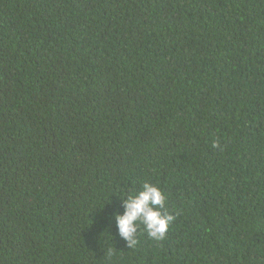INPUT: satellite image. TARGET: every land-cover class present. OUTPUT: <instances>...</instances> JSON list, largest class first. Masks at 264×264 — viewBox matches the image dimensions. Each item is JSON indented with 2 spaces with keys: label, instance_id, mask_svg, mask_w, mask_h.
I'll return each mask as SVG.
<instances>
[{
  "label": "trees",
  "instance_id": "16d2710c",
  "mask_svg": "<svg viewBox=\"0 0 264 264\" xmlns=\"http://www.w3.org/2000/svg\"><path fill=\"white\" fill-rule=\"evenodd\" d=\"M0 264H264V0H0Z\"/></svg>",
  "mask_w": 264,
  "mask_h": 264
},
{
  "label": "clouds",
  "instance_id": "9594fccd",
  "mask_svg": "<svg viewBox=\"0 0 264 264\" xmlns=\"http://www.w3.org/2000/svg\"><path fill=\"white\" fill-rule=\"evenodd\" d=\"M120 200L123 214L117 209L112 219L115 222L116 234L125 241L126 247L137 244L141 225L149 238L157 241L165 238L176 217L166 211L167 197L158 186L145 182L139 190Z\"/></svg>",
  "mask_w": 264,
  "mask_h": 264
}]
</instances>
